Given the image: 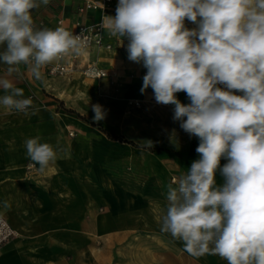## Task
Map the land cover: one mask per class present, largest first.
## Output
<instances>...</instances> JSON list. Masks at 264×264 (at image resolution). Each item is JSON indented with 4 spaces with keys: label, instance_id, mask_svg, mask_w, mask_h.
<instances>
[{
    "label": "clouds",
    "instance_id": "1",
    "mask_svg": "<svg viewBox=\"0 0 264 264\" xmlns=\"http://www.w3.org/2000/svg\"><path fill=\"white\" fill-rule=\"evenodd\" d=\"M49 3L0 0V63L7 77L22 76L24 66L42 81L48 64L86 52L81 35L35 27L32 10ZM186 20L196 27H186ZM101 27L127 37L128 59L147 69L141 93L150 87L157 104L174 105L173 120L199 140V158L167 185L161 232L194 258L264 264V0H118ZM0 89L6 112L38 110L12 80L0 77ZM180 92L189 104L177 98ZM92 111L95 121L105 119L103 106ZM25 149L40 172L58 158V149L39 136L28 138ZM2 207L11 205L5 200Z\"/></svg>",
    "mask_w": 264,
    "mask_h": 264
},
{
    "label": "crops",
    "instance_id": "2",
    "mask_svg": "<svg viewBox=\"0 0 264 264\" xmlns=\"http://www.w3.org/2000/svg\"><path fill=\"white\" fill-rule=\"evenodd\" d=\"M81 2L50 0L46 6L41 4L32 10L34 24L42 21L41 28L55 29L57 19H61L63 25L71 29L75 20L98 21L100 10L77 11ZM117 4L118 0L110 2L113 15ZM185 22L191 28L196 27L187 20ZM108 42L111 48H88L79 56L77 68L70 74L49 76L43 68L42 81L33 79L24 66L21 67L22 76L7 77V65L0 63V77H6L22 88L24 97H31L38 109L35 114L30 110L25 115L8 113L0 107V215L15 231V235L0 248V264H72L74 258L66 255L67 249L74 251L82 247L77 235L83 231V226L90 233L97 230V176L94 170L104 158L97 148V141L104 137L89 126L74 107L70 108L67 101L76 94L79 96L85 82L98 84L105 80L88 79L80 67L92 63L108 73L112 71L111 67H120L119 60L131 63L127 37H111ZM124 82L129 84L131 81ZM142 94L145 96L147 91ZM2 95L4 92L0 89ZM180 95L182 93L177 94ZM73 101L77 102L76 99ZM36 136L58 149L57 160L44 172H40L38 166L33 167L26 157L25 141ZM198 144L194 141L190 150L175 147L181 154L177 159L185 163L186 173L191 163L199 158L195 151ZM225 163L227 160L221 159V166ZM217 182L223 183L219 173ZM5 200L11 205L8 210L2 207Z\"/></svg>",
    "mask_w": 264,
    "mask_h": 264
},
{
    "label": "rangeland",
    "instance_id": "3",
    "mask_svg": "<svg viewBox=\"0 0 264 264\" xmlns=\"http://www.w3.org/2000/svg\"><path fill=\"white\" fill-rule=\"evenodd\" d=\"M118 63L120 67H111L112 71L99 77L104 81L85 82L79 96L67 101L89 126L103 133L97 148L104 158L93 169L97 230L90 233L83 226L77 235L82 247L67 249L66 255H73L72 264H227L217 255L194 258L183 251L181 241L161 232L167 185L186 173L175 147L190 150L199 140L173 120L174 105L157 104L150 87L145 96L141 93L147 72L141 63ZM127 79L129 84L124 82ZM180 93L181 103L189 104L186 93ZM94 104L103 106L104 120L93 119ZM149 140L151 149L144 147Z\"/></svg>",
    "mask_w": 264,
    "mask_h": 264
},
{
    "label": "built area",
    "instance_id": "4",
    "mask_svg": "<svg viewBox=\"0 0 264 264\" xmlns=\"http://www.w3.org/2000/svg\"><path fill=\"white\" fill-rule=\"evenodd\" d=\"M110 2L111 0H82L81 4L77 7V11L82 13L87 10H100L101 16L99 20L92 23H84L81 20H75L72 28L67 29L63 25L62 20L57 19L56 28L63 27L72 32L74 35H81L87 41V49L90 47L111 48V43L108 42V40L112 36L105 33V30L101 27L102 17L104 15L114 16L110 11ZM42 25V21H39L35 24V27L39 29ZM78 60L79 56L68 54L63 56L61 59L48 64L44 67V70L49 76H62L70 74L76 70ZM80 71L84 76L89 78H99L106 74L104 69L97 67L92 63L80 67ZM14 235V229L7 222V220L0 215V248Z\"/></svg>",
    "mask_w": 264,
    "mask_h": 264
}]
</instances>
